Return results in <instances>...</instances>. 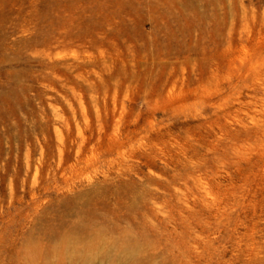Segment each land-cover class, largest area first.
<instances>
[{
    "label": "rangeland",
    "instance_id": "374dc122",
    "mask_svg": "<svg viewBox=\"0 0 264 264\" xmlns=\"http://www.w3.org/2000/svg\"><path fill=\"white\" fill-rule=\"evenodd\" d=\"M103 250L264 264V0H0V264Z\"/></svg>",
    "mask_w": 264,
    "mask_h": 264
},
{
    "label": "bare ground",
    "instance_id": "6f19581e",
    "mask_svg": "<svg viewBox=\"0 0 264 264\" xmlns=\"http://www.w3.org/2000/svg\"><path fill=\"white\" fill-rule=\"evenodd\" d=\"M114 4H115V2H114ZM159 4V3H158ZM126 6V5H125ZM122 8V7H121ZM162 9V8H161ZM64 10H65V8H64ZM149 11H150V9H149ZM161 11V10H160ZM76 13V12H75ZM165 13H167V12H165ZM123 14V13H122ZM158 15V14H157ZM115 16V15H114ZM151 16V15H150ZM127 17H129V16H127ZM91 18V17H90ZM119 20V19H118ZM90 22H92L91 20H90ZM132 22V21H131ZM89 23V22H88ZM90 24V23H89ZM170 24V23H169ZM126 25V24H125ZM158 25H160V24H158ZM137 26V25H136ZM160 26H162V24L160 25ZM72 28V27H71ZM85 28V27H84ZM141 28V27H140ZM139 28V29H140ZM117 29V28H116ZM72 30V29H71ZM91 30V29H90ZM108 31V30H107ZM129 31V30H128ZM151 33V32H150ZM90 34V33H89ZM99 34V33H98ZM70 35V34H69ZM111 35V34H110ZM98 36V35H97ZM108 36V35H107ZM133 36V35H132ZM101 37V36H100ZM162 37H163V35H162ZM102 38V37H101ZM149 38H151V37H149ZM167 38V37H166ZM140 39V38H139ZM89 40V39H88ZM130 40V39H129ZM141 40L142 39H140V42H141ZM150 40V39H149ZM106 41V40H105ZM113 41V40H112ZM151 42H152V40H150ZM130 42V41H129ZM150 42V43H151ZM105 43V42H104ZM117 43V42H116ZM131 43H132V41H131ZM153 43V42H152ZM111 44V43H110ZM114 44V43H113ZM145 44V43H144ZM154 44H156V43H154ZM185 44V43H184ZM187 44V43H186ZM131 45V44H130ZM159 45V44H158ZM176 45V44H175ZM105 46V45H104ZM103 46V47H104ZM114 47V46H113ZM139 47V46H138ZM118 48V47H117ZM154 48V47H153ZM160 48H162V47H160ZM157 49V48H156ZM159 55V54H158ZM163 68V67H162ZM90 202V201H89ZM65 205V204H64ZM78 212V211H77ZM76 212V213H77ZM76 215V214H75ZM70 216H71V214H70ZM47 218V217H46ZM71 218H72V216H71ZM65 220V219H64ZM75 221V220H74ZM73 221V222H74ZM38 222H36V224H37ZM114 227V226H113ZM84 228V227H83ZM80 229V228H79ZM124 230V229H123ZM115 232V231H114ZM77 241H74L73 240V238H72V235H71V233L69 232V233H66V234H63V235H61L60 237H59V239H58V243L59 244H61V245H66L67 246V252H69L68 254H69V259H71V256L72 255H75L74 253L76 252V254L78 255V256H82V259H84V260H92V257L94 256V254H91L90 255V253L89 254H85L84 253V251H82L81 249H79V247L77 246V245H72V244H74V243H76ZM72 245V246H71ZM89 246V245H88ZM71 247H72V251H71ZM134 247V246H133ZM128 248L130 249V250H132V247L130 246V245H128ZM91 250V249H90ZM89 251V250H88ZM72 254V255H71ZM34 255L35 256H33L34 258H38V257H43V256H45V253H44V251H42V250H36V251H34ZM71 255V256H70ZM64 258V257H63ZM94 258H96V257H94ZM100 258L101 259H103V260H105V262H106V264H120V262L117 260V259H115V258H112V256H111V253L108 251V250H103V251H100ZM21 264V263H20Z\"/></svg>",
    "mask_w": 264,
    "mask_h": 264
}]
</instances>
